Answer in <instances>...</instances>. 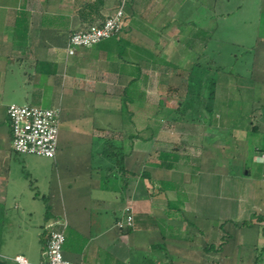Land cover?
<instances>
[{"label": "crops", "instance_id": "0c3cea01", "mask_svg": "<svg viewBox=\"0 0 264 264\" xmlns=\"http://www.w3.org/2000/svg\"><path fill=\"white\" fill-rule=\"evenodd\" d=\"M120 1L0 0V262L16 264L13 259L23 256L41 263L43 240L59 221L65 257L81 264H255L264 245V17L249 44L235 39L230 0H205L200 11L203 0H196L197 23L181 15L190 0H131L119 37L69 57V37L112 16ZM20 10L27 13L28 32L18 44ZM194 28L213 35L209 47L227 41L250 49V68L240 76L196 67L204 46H185ZM184 55L194 66H184ZM127 90L133 99L126 105ZM19 91L27 104L12 101ZM12 104L60 109L54 159L13 151ZM160 113L187 132L154 131ZM95 136L125 145V189L121 182L104 186L97 167L104 160L101 142L93 159ZM156 142L181 146L177 169L154 166ZM159 181L179 184L180 198L161 190ZM223 205L235 212L224 223L216 216ZM128 214L132 227L120 229ZM221 243L220 253L204 251Z\"/></svg>", "mask_w": 264, "mask_h": 264}, {"label": "built area", "instance_id": "2783aa9c", "mask_svg": "<svg viewBox=\"0 0 264 264\" xmlns=\"http://www.w3.org/2000/svg\"><path fill=\"white\" fill-rule=\"evenodd\" d=\"M131 0H121L114 14L104 20L94 22L73 33L66 44L69 57L79 49H89L104 40L121 35L125 24V9ZM10 123L12 149L19 155H35L54 159L58 149L59 108L21 106L12 104L7 109ZM133 225V217L128 214L125 222H119L120 229ZM65 233L61 222L49 226L47 245L39 264H81L68 260L64 255ZM16 264H33L23 256L13 259Z\"/></svg>", "mask_w": 264, "mask_h": 264}, {"label": "trees", "instance_id": "16d2710c", "mask_svg": "<svg viewBox=\"0 0 264 264\" xmlns=\"http://www.w3.org/2000/svg\"><path fill=\"white\" fill-rule=\"evenodd\" d=\"M15 26H16V34H15L16 43L21 42V40L23 41L26 40L27 32H28L27 31L28 29L27 13L23 12L22 10L17 12ZM21 30L23 31L24 35H22ZM20 34L22 35V37L20 36ZM112 39H115V38H112ZM212 40H213V35L209 33L208 31L201 29V28H194L189 34L188 39L185 41V46L188 49L192 50L196 46L197 43H200L204 46V53L197 58L195 66L198 68H205L208 70L211 69L215 71L216 73L221 72L225 74H235L233 71L229 70L225 66H217V67L211 66L210 63L207 62L205 57L209 55L208 48ZM18 44H21V43H18ZM204 60H206L205 63H203ZM40 64L42 66L43 65L45 66V64H42V63ZM165 66L173 70H178L177 66L171 65L169 63H165ZM248 67L250 68V65H248ZM238 75L241 76V74H238ZM167 90L168 92L172 90L178 91V89L174 87H168ZM124 99H125L126 105L130 101H132L133 96L131 95L130 90H127L126 95H124ZM134 99H135V96H134ZM133 138L134 137L129 138L130 147L133 145L132 143ZM99 142L102 143V149L100 153L104 155V160L102 164L97 167L102 170V174H103L102 182L104 186H108L109 184L115 185L117 182H121L123 188L125 189V187L127 186V182H128L127 176L129 174L124 167V158L127 155L126 150H125V145L123 143L118 144L116 141L109 139V138H105V137L100 138V136H95L94 142H93V145H94L93 159H95L96 156H98L99 151L95 150V145L97 146ZM155 148L159 152V163L155 164L154 165L155 167L160 168V169H165V170L177 169V166L182 159L181 154L183 150L181 146L176 145V144H164V143L156 142ZM194 170H197V168H194ZM194 170H192V176L195 172ZM143 176H146V174L144 173ZM157 184L160 186L161 190L171 189V190L177 191L176 195L178 198H180V193L177 190L179 188V184L172 183V182H166V181H159L157 182ZM185 201H186V195L184 193V202ZM184 222H187L185 217H184ZM244 224L247 225L248 223H244ZM161 233H162L163 239L165 240L167 238L166 231L162 229ZM260 235L264 237V227L261 228ZM47 240H48V236L45 237L43 240L44 248L47 245ZM184 240H190L188 235H184ZM223 245L224 243H221L218 247L211 245V246L206 247L204 251L208 253L210 252L220 253L223 249ZM160 248H162V250L165 249V247L162 245L160 246ZM263 251H264V245H263V248L258 250L256 254L255 264H260V258H261V254Z\"/></svg>", "mask_w": 264, "mask_h": 264}, {"label": "rangeland", "instance_id": "374dc122", "mask_svg": "<svg viewBox=\"0 0 264 264\" xmlns=\"http://www.w3.org/2000/svg\"><path fill=\"white\" fill-rule=\"evenodd\" d=\"M200 1V0H198ZM200 1L199 2V10H202V3L204 2ZM227 0H219L218 1V5L225 2ZM231 4L229 6V8L235 12L234 15V21H233V25L235 26L236 30H238V37H236L235 39L239 40H244V43L248 42L249 44L253 43V39H254V34L255 31L259 30V28L261 29V26H263L262 23V18L264 16L261 15L260 13V9L262 8V2L263 0H230ZM190 3H192L193 5L188 8V7H184L186 9H184V11H182V13L184 12V14H181L182 16H184L185 18H189V16L191 17L192 20H195V22L197 23L198 18H200V15H198L197 12V1L196 0H190L188 1ZM242 5V10L238 11L237 10V6ZM249 31V32H247ZM245 34V36H243ZM233 37V36H232ZM234 38V37H233ZM240 41V40H239ZM209 52L211 55H209L211 58L209 60H207L208 63H210L211 66H225L227 67L229 70L233 71L235 74H243L246 72V70L249 68L248 67V63L249 61H251V53H250V49L249 50H245L243 48V46L238 45V43L235 42L234 43H229L227 41H215L211 44V46L208 48ZM185 50V48H184ZM215 51V52H214ZM221 53V54H217V53ZM213 56V57H212ZM193 61L195 59L184 55V63H186L184 66L185 67H192L194 65H190L189 63L187 64V62L189 61ZM213 62V63H211ZM186 73L184 74V85L186 84ZM202 85V84H200ZM199 85V86H200ZM204 90L207 89L208 84L204 83ZM185 88V87H184ZM28 91H33V87L29 86L27 88ZM185 92V90H184ZM205 93L202 95V99H205L207 97L206 91H204ZM24 95H22V92H16L14 96H12V101L18 103V104H27V102L24 100ZM203 101V100H202ZM204 105L202 104L200 106V109H204L203 108ZM145 114L147 113H142L141 114V120L143 121V118L145 116ZM158 114V113H157ZM155 115L158 122H154L153 125V130L154 131H158L160 129H162L163 131H167V133H175V135H184L187 130H185L184 125L183 126H174L171 124V121H167L166 119V114L165 113H160L159 116ZM187 114L184 113V116H186ZM184 119V118H183ZM202 120V118H200V121ZM162 127V128H161ZM148 132H143L144 136H148ZM180 146V145H179ZM185 147V146H184ZM189 150V152L193 153L194 155L197 154L199 157V154H201V151L198 149H196V147L194 146H188L187 148ZM186 147L184 148L185 151H187ZM199 150V151H198ZM197 157V158H198ZM43 184V183H41ZM233 210H230L229 207H225V205H223L221 207V209L219 210V212L216 213V216H219L218 218L221 219V222L224 223L227 219L230 218H235V212H233ZM36 216H38V213H36ZM37 218V217H36ZM35 218V219H36Z\"/></svg>", "mask_w": 264, "mask_h": 264}, {"label": "water", "instance_id": "95a60500", "mask_svg": "<svg viewBox=\"0 0 264 264\" xmlns=\"http://www.w3.org/2000/svg\"><path fill=\"white\" fill-rule=\"evenodd\" d=\"M0 264H4V263L0 262Z\"/></svg>", "mask_w": 264, "mask_h": 264}]
</instances>
